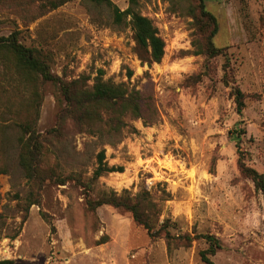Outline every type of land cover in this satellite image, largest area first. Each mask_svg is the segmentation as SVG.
<instances>
[{
  "label": "rangeland",
  "instance_id": "obj_1",
  "mask_svg": "<svg viewBox=\"0 0 264 264\" xmlns=\"http://www.w3.org/2000/svg\"><path fill=\"white\" fill-rule=\"evenodd\" d=\"M55 1L0 0V36L18 32V41L63 81L82 77L90 88L101 70L104 81L138 90L142 116H124L136 132L124 128L116 135L100 124L79 132L66 120L58 136H47L41 163L67 177L65 184L29 182L18 165L14 123L37 111L35 128L47 135L57 126L60 92L47 82L15 89L0 65V113L9 105L20 115L0 121L6 137L0 261L206 264L202 237L210 235L220 244L208 256L213 264H264V196L238 167L241 158L264 173V0H204L213 20L198 0H69L52 8ZM129 5L164 41L159 63L142 62L129 18L113 22V7ZM208 39L219 49L215 57L206 53ZM234 87L243 94L240 114ZM31 101L35 110L28 108ZM101 150L108 166L123 171L92 179ZM103 191L147 192L159 211L155 228L165 222L160 237L150 239L123 210L89 209ZM167 231L175 239L168 248ZM185 236L190 245L179 246Z\"/></svg>",
  "mask_w": 264,
  "mask_h": 264
},
{
  "label": "trees",
  "instance_id": "obj_2",
  "mask_svg": "<svg viewBox=\"0 0 264 264\" xmlns=\"http://www.w3.org/2000/svg\"><path fill=\"white\" fill-rule=\"evenodd\" d=\"M69 0H57L52 3V8H56ZM199 8L203 15H211L205 11L204 0H198ZM130 4H135L130 1ZM113 22L121 24L129 18V24L133 33V41L135 49L142 51L144 57L142 62H146L148 66L153 63H159L164 56L165 44L159 36L157 28L152 21L147 17L138 13L132 5H129L125 10H119L113 7ZM206 53L209 57H215L219 53L212 41L208 39L206 44ZM0 65L3 66L4 74L9 77L6 79L7 85L20 88L24 86L36 87L37 83H52L58 86L62 107L57 113V126L47 135H42L37 132L36 117L37 111L33 115H29L23 121H16L15 127L19 131L16 138L18 151V165L21 168L24 177L29 182L43 183L45 180H53L56 185H64L67 177L55 175L49 169H43L41 163L44 158V143L47 136H58L60 128L66 120H70L79 132L87 131L92 125H104L108 133L118 134L121 129L127 128L129 133H135V129L128 126L123 120L124 116L139 119L142 116V97L138 90L134 88L128 89L124 84H114L110 81L102 79L103 71H97V76L94 77L90 88L86 85V79L78 78L70 81H63L59 77L53 75L48 65L36 56L33 49L27 48L18 41V32L14 31L6 37L0 36ZM17 77H12L13 74ZM229 72V68H227ZM226 70L224 73L226 74ZM127 76H131V71L127 72ZM225 78V77H224ZM15 80L17 81L15 84ZM21 80V81H19ZM23 81V82H22ZM37 81V82H35ZM36 83V85H34ZM234 101L237 107V112L240 114L244 108L243 94L238 88H232ZM32 94H36L33 91ZM36 101H31L28 108L35 110ZM3 109V110H2ZM0 121L4 115H13L19 117L17 112L12 111L9 105L1 106ZM0 124V160H3V147L6 141L5 134L1 131ZM243 133V132H242ZM237 141L239 140L236 137ZM110 145V144H109ZM97 166L92 173V179H98L104 173L122 172L121 167L108 166L105 160V151L101 150L97 154ZM238 167L241 175L249 179L256 191H259L264 196V173L260 174L254 169L247 167L242 159L238 160ZM5 173V167L0 164V174ZM148 193L143 191L140 194L131 196L127 191L118 194L114 191H103L99 194L95 201L87 203L91 210L102 205H109L115 209L123 210L131 214L132 221L146 230L150 239L154 240L160 237V231L165 222L160 228L158 225L159 211H155L156 204L147 199ZM33 203H31L32 205ZM167 248L174 237L170 236L169 232L164 233ZM202 238L208 244V248L200 252L201 260L206 264H213L208 256L215 254L217 249H220L218 241L210 235H205ZM183 244L179 246L188 247L192 241L189 236L182 237ZM0 264H10L9 261H0Z\"/></svg>",
  "mask_w": 264,
  "mask_h": 264
}]
</instances>
